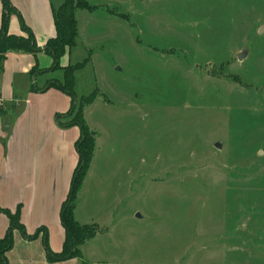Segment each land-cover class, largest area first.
I'll list each match as a JSON object with an SVG mask.
<instances>
[{
    "label": "rangeland",
    "instance_id": "1",
    "mask_svg": "<svg viewBox=\"0 0 264 264\" xmlns=\"http://www.w3.org/2000/svg\"><path fill=\"white\" fill-rule=\"evenodd\" d=\"M87 1L85 260L264 264V0Z\"/></svg>",
    "mask_w": 264,
    "mask_h": 264
},
{
    "label": "crops",
    "instance_id": "2",
    "mask_svg": "<svg viewBox=\"0 0 264 264\" xmlns=\"http://www.w3.org/2000/svg\"><path fill=\"white\" fill-rule=\"evenodd\" d=\"M10 1L32 30L38 47L44 49L56 34L54 11L65 0ZM91 6L97 7L96 10L76 12L78 40L82 31L85 33L87 22L93 20L92 16L103 7ZM2 11L0 0V26ZM8 31L14 36H25L18 15L11 16ZM75 52L72 49L62 59V67L75 61ZM52 62L44 52L36 55L10 52L6 56L0 74V105L3 107L0 114V208L15 213L20 207L21 222L27 233L33 235L46 229L50 250L59 253L65 240L60 212L78 163L74 157L81 132L75 126L64 128L59 125L58 116L65 115L72 106L66 94L55 88L44 93L34 91L44 88L49 80L57 79V72H47ZM36 65L44 73L32 76L31 71ZM79 207L77 201V222ZM8 227L7 216L0 212V239L5 237ZM43 235L30 240L16 230L14 248L7 253L9 264H80L78 259L50 262ZM86 261L89 264L103 262L89 258Z\"/></svg>",
    "mask_w": 264,
    "mask_h": 264
},
{
    "label": "trees",
    "instance_id": "3",
    "mask_svg": "<svg viewBox=\"0 0 264 264\" xmlns=\"http://www.w3.org/2000/svg\"><path fill=\"white\" fill-rule=\"evenodd\" d=\"M2 19L0 26V74L4 69L5 59L8 53H25L36 55L44 52L49 55L53 62L47 72H63V79L48 81L44 88L34 89V91L46 92L50 88H55L67 96L71 97L72 106L65 115H59V125L64 128L78 127L81 135L76 142V151L78 154V163L72 177L70 190L67 199L63 203L60 212L61 225L65 231V240L63 249L59 253L50 250L48 244V232L46 229L38 230L33 235H29L25 226L21 222L20 207L15 213L9 210L1 209L9 220V227L4 238L0 239V264H9L7 253L14 248V232L20 231L26 239H37L41 233L44 235L47 258L52 263L64 262L71 259H78L80 264H89L83 257L82 247L89 241L96 238L101 229L96 224H80L75 218V209L77 205L78 194L86 180L90 170L95 151L96 134L90 130L85 120V108L91 106L96 100L98 94L93 92L87 96L78 97L75 92L76 74L83 70L90 62V56L75 64H69L62 67V59L77 46L78 41V22L76 12L85 10L92 12L97 7L89 5L86 0H65L64 3L54 11L55 37L48 40L44 49H40L32 30L24 23L17 9L10 0H1ZM18 15L21 27L25 36H14L9 34L8 26L12 15ZM44 73L36 65L31 71L32 76H38ZM3 113V107L0 105V114ZM61 118L68 121L63 123Z\"/></svg>",
    "mask_w": 264,
    "mask_h": 264
},
{
    "label": "water",
    "instance_id": "4",
    "mask_svg": "<svg viewBox=\"0 0 264 264\" xmlns=\"http://www.w3.org/2000/svg\"><path fill=\"white\" fill-rule=\"evenodd\" d=\"M263 31H264V30L262 29V30L260 31V33H262ZM244 57H245V54H244V53H241V54L238 55V59H239V60H242ZM216 147H217V148H220V147H221V143H217V144H216Z\"/></svg>",
    "mask_w": 264,
    "mask_h": 264
}]
</instances>
